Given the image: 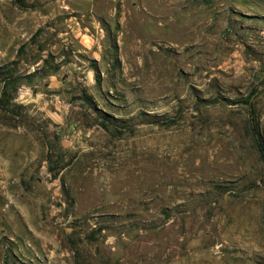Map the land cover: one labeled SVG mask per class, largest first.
I'll use <instances>...</instances> for the list:
<instances>
[{"label": "rangeland", "instance_id": "1", "mask_svg": "<svg viewBox=\"0 0 264 264\" xmlns=\"http://www.w3.org/2000/svg\"><path fill=\"white\" fill-rule=\"evenodd\" d=\"M97 3L0 31V264H264V0Z\"/></svg>", "mask_w": 264, "mask_h": 264}, {"label": "crops", "instance_id": "2", "mask_svg": "<svg viewBox=\"0 0 264 264\" xmlns=\"http://www.w3.org/2000/svg\"><path fill=\"white\" fill-rule=\"evenodd\" d=\"M0 1V31L6 33L4 39L5 45L8 47L14 45L20 38L25 37L28 31L41 27H45V29L50 31L60 32L59 35L62 37L60 38V42L69 41V43H72L78 41L79 43L87 44L91 39L84 31H88L89 28L83 26L77 18L82 19L83 16L93 13V9L98 7L97 1L102 2V0H26L27 4L23 5L24 8H17L14 0ZM71 15L78 17H70ZM94 27L98 28V26ZM66 31L72 33V36L68 40L62 36V32ZM79 31L83 32L81 33V39L78 38L77 32ZM1 39L0 36V41ZM48 87L50 89L51 86ZM25 95L27 101L34 102L39 101V96H45L42 91H38L33 96L31 87L26 90ZM49 103L52 104V101H45L43 103L44 107L49 105ZM53 107L56 110L54 117L58 121L60 115H57V112L60 111L56 107V104H53ZM50 108L52 109V107Z\"/></svg>", "mask_w": 264, "mask_h": 264}, {"label": "trees", "instance_id": "3", "mask_svg": "<svg viewBox=\"0 0 264 264\" xmlns=\"http://www.w3.org/2000/svg\"><path fill=\"white\" fill-rule=\"evenodd\" d=\"M21 50L19 49V52ZM56 69V68H54ZM56 70H53V72H55ZM95 80L99 81V75L98 72L95 70ZM3 86L1 89V93H0V109L3 108H9V107H14L13 101L15 99V95L17 93V90L19 89V80L16 77L13 76H8L7 78H5L3 81ZM254 91L251 92L248 96H247V103L249 102L250 98L253 96ZM249 114L253 115L254 111L252 109L249 110ZM119 121V120H118ZM254 120L251 119V122H253ZM251 130L253 132L255 141H256V146L259 152V155L261 157V159L263 160L264 163V143L261 139V137L259 136L258 133V126L257 124H253L251 125Z\"/></svg>", "mask_w": 264, "mask_h": 264}]
</instances>
